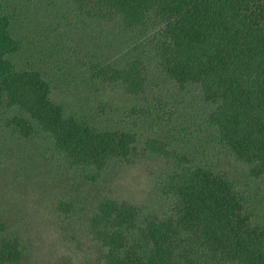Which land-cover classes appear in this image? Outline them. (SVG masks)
Listing matches in <instances>:
<instances>
[{
  "label": "trees",
  "instance_id": "16d2710c",
  "mask_svg": "<svg viewBox=\"0 0 264 264\" xmlns=\"http://www.w3.org/2000/svg\"><path fill=\"white\" fill-rule=\"evenodd\" d=\"M4 155L100 264H264V0H0ZM14 232L0 264H31Z\"/></svg>",
  "mask_w": 264,
  "mask_h": 264
},
{
  "label": "rangeland",
  "instance_id": "374dc122",
  "mask_svg": "<svg viewBox=\"0 0 264 264\" xmlns=\"http://www.w3.org/2000/svg\"><path fill=\"white\" fill-rule=\"evenodd\" d=\"M28 161L31 163L0 157V209L14 233L29 248L31 264H60L61 261L100 264L81 222L62 220L63 214L52 213L54 199L65 198L62 194L65 185H48L44 181L47 173L42 169L33 170V161ZM149 189V180L141 167L126 175L116 187L119 197H131L134 201L146 199Z\"/></svg>",
  "mask_w": 264,
  "mask_h": 264
}]
</instances>
